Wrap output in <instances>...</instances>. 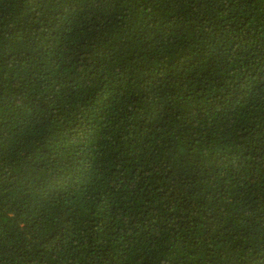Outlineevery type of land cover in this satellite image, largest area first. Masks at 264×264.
I'll use <instances>...</instances> for the list:
<instances>
[{"label":"trees","instance_id":"16d2710c","mask_svg":"<svg viewBox=\"0 0 264 264\" xmlns=\"http://www.w3.org/2000/svg\"><path fill=\"white\" fill-rule=\"evenodd\" d=\"M0 264H264V0H0Z\"/></svg>","mask_w":264,"mask_h":264}]
</instances>
